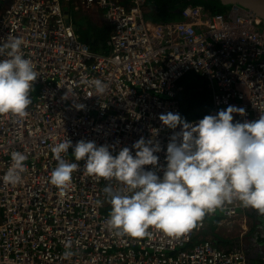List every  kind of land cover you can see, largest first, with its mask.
<instances>
[{
    "label": "built area",
    "instance_id": "built-area-1",
    "mask_svg": "<svg viewBox=\"0 0 264 264\" xmlns=\"http://www.w3.org/2000/svg\"><path fill=\"white\" fill-rule=\"evenodd\" d=\"M0 2V42L20 38V54L38 74L28 115L0 114V264H248L243 249L194 240L208 217L238 215L239 201L206 214L179 237L154 228L144 238L117 237L106 223L111 205L104 189L125 186L87 176L73 148L64 155L79 165L70 186L61 190L50 180L58 163L52 148L67 138L73 145L81 139L109 145L113 155L129 147L134 156L132 145L141 137L159 141L162 150L155 154L166 167L167 145L181 126L168 129L159 116L172 112L185 118L178 92L190 71L209 80L208 115L235 105L247 115L234 113V122L258 119L264 110L263 18L239 4L215 12L189 3L180 19L155 21L145 14L147 0H81L107 9L112 31L110 50L103 52L81 38L67 17L66 0ZM95 80L105 85L99 96ZM13 151L27 156L15 185L3 181ZM145 169L163 175L160 168Z\"/></svg>",
    "mask_w": 264,
    "mask_h": 264
},
{
    "label": "clouds",
    "instance_id": "clouds-1",
    "mask_svg": "<svg viewBox=\"0 0 264 264\" xmlns=\"http://www.w3.org/2000/svg\"><path fill=\"white\" fill-rule=\"evenodd\" d=\"M22 43L11 36L0 42V57H6L0 59V114L18 118L28 115L38 77L32 62L20 54ZM93 83L95 95L105 92L100 80ZM234 113L247 115L245 108L235 105L205 115L198 123H189L179 113L160 114L159 119L168 129L181 126L167 145L166 167L159 165L155 154L162 150L159 141L141 137L132 145L134 156L129 147L113 155L109 145L97 146L84 139L73 145L67 138L52 148L58 163L50 182L61 190L70 186L79 165L67 162L64 155L73 148L75 161H84L87 176L115 180L125 186L124 191L114 190L110 184L104 189L111 205L106 223L117 237L144 238L150 235L149 228L179 237L195 228L206 214L234 201L264 215V110L258 119L243 122H234ZM152 132L158 134L156 129ZM11 160L3 181L15 185L26 170L27 156L13 151ZM146 165L160 168L163 175L146 170ZM64 255H71V251L66 250Z\"/></svg>",
    "mask_w": 264,
    "mask_h": 264
},
{
    "label": "trees",
    "instance_id": "trees-1",
    "mask_svg": "<svg viewBox=\"0 0 264 264\" xmlns=\"http://www.w3.org/2000/svg\"><path fill=\"white\" fill-rule=\"evenodd\" d=\"M125 3L130 2V0H123ZM72 3V0H69ZM69 3V6H70ZM203 4L207 8L212 11H223L227 6H225L220 0H147L145 6V14L147 18H150L155 21H166L170 19H180V9L189 4ZM92 6V5H91ZM95 6V5H94ZM2 8V4L0 2V9ZM81 8V7H80ZM105 19L107 21L106 15ZM108 24V29L104 33V37L101 39L95 38L84 39L89 42L94 50H101L103 52H109L110 45L108 40L111 35L112 26L109 21L105 22ZM100 31H96V34H99ZM82 36V35H81ZM188 72L185 76H183L180 80V84L183 86L182 89L178 92V96L180 99L181 109L183 116L186 119L191 118H203L205 115H208L209 109L212 105V89L209 84V80L204 79V76H196V72L191 73ZM191 73V74H189ZM209 84V85H207ZM214 217V219H212ZM224 218V216L217 217L216 215L210 216L206 219V226L203 230H206L210 227L215 228L218 225L220 219ZM214 239L215 237L211 236L209 233L197 234L195 236V240H210L213 243L218 245ZM223 249H232L228 244L223 243Z\"/></svg>",
    "mask_w": 264,
    "mask_h": 264
},
{
    "label": "rangeland",
    "instance_id": "rangeland-1",
    "mask_svg": "<svg viewBox=\"0 0 264 264\" xmlns=\"http://www.w3.org/2000/svg\"><path fill=\"white\" fill-rule=\"evenodd\" d=\"M92 9H94V11H92ZM70 10L72 20L75 23V27L77 28L78 33L80 34V36L82 35V39L94 40L95 38H97L99 40L104 37L103 35L108 29V24L105 23L107 21L98 22L96 19H94V16L102 14V16L100 17H103L101 19H104V15L108 13L106 8L98 7L97 5H84V7L81 6L79 10H74V5L70 3ZM96 12L101 14H96ZM96 31H100V33L96 34ZM198 75L200 76V74L196 73L197 77ZM204 79L207 80V78ZM219 216L225 217V214L223 212H218L217 217ZM228 218L229 219L223 218L219 220L218 225L215 227V234L227 238V242L225 243L231 245L235 240L241 241L242 238L246 240L247 236L253 235V232L257 229L260 215L254 209L243 207V209L240 210L238 216ZM212 219H214V217H212ZM205 232V230H201L196 232V235Z\"/></svg>",
    "mask_w": 264,
    "mask_h": 264
},
{
    "label": "flooded vegetation",
    "instance_id": "flooded-vegetation-1",
    "mask_svg": "<svg viewBox=\"0 0 264 264\" xmlns=\"http://www.w3.org/2000/svg\"><path fill=\"white\" fill-rule=\"evenodd\" d=\"M80 2L81 0H72V4ZM245 243L250 264H264V215H260L256 231L253 235L247 236Z\"/></svg>",
    "mask_w": 264,
    "mask_h": 264
},
{
    "label": "crops",
    "instance_id": "crops-1",
    "mask_svg": "<svg viewBox=\"0 0 264 264\" xmlns=\"http://www.w3.org/2000/svg\"><path fill=\"white\" fill-rule=\"evenodd\" d=\"M70 3V2H69ZM74 5V10H79V8L82 6V7H84V5L83 4H81V3H79L78 5L77 4H73ZM92 6H94V5H92ZM92 11H94V9H92ZM95 14V13H94ZM96 14H101V13H97L96 12ZM100 16H102V14L101 15H98V16H94V19H96L98 22H100V21H106V19L104 18V19H101V18H103V17H100ZM69 18L72 20V17H71V10H70V6H69ZM107 21H108V19H107ZM72 22H73V20H72ZM74 23V22H73ZM75 24V23H74ZM183 87V86H182ZM243 209V207H241V209L240 210H242ZM206 231V233H209V234H211V236H213V237H215L216 238V240L214 239V241L218 244V245H220V246H223V247H225L224 245H223V243L224 244H228V243H225V242H227V238H224V237H222V236H218V235H216L215 234V228H213V227H210V228H208V229H206L205 230ZM246 237V236H245ZM246 242V240H244V238H242V240L240 241V240H235L234 241V243H232L231 245H229V246H232V249H236V248H239V249H243L246 253H247V244L245 243ZM247 250V251H246ZM247 260H248V264H250V262H249V259H248V257H247Z\"/></svg>",
    "mask_w": 264,
    "mask_h": 264
},
{
    "label": "water",
    "instance_id": "water-1",
    "mask_svg": "<svg viewBox=\"0 0 264 264\" xmlns=\"http://www.w3.org/2000/svg\"><path fill=\"white\" fill-rule=\"evenodd\" d=\"M225 6L232 4L242 5L261 16L264 20V0H220ZM65 10L69 18V0H66Z\"/></svg>",
    "mask_w": 264,
    "mask_h": 264
},
{
    "label": "bare ground",
    "instance_id": "bare-ground-1",
    "mask_svg": "<svg viewBox=\"0 0 264 264\" xmlns=\"http://www.w3.org/2000/svg\"><path fill=\"white\" fill-rule=\"evenodd\" d=\"M236 216H238V215H236ZM236 216H227L226 214H225V217L224 218H226V219H229L228 217H231V218H233V217H236ZM223 219V218H222ZM194 240H195V238H194ZM196 242H198V241H201V240H195ZM220 247V246H219ZM222 248V247H221ZM246 253V252H245ZM246 255H247V253H246Z\"/></svg>",
    "mask_w": 264,
    "mask_h": 264
}]
</instances>
